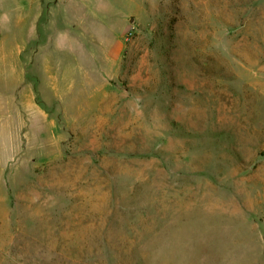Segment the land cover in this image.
Returning a JSON list of instances; mask_svg holds the SVG:
<instances>
[{
	"label": "rangeland",
	"instance_id": "1",
	"mask_svg": "<svg viewBox=\"0 0 264 264\" xmlns=\"http://www.w3.org/2000/svg\"><path fill=\"white\" fill-rule=\"evenodd\" d=\"M63 1L0 52V264H264V0Z\"/></svg>",
	"mask_w": 264,
	"mask_h": 264
},
{
	"label": "crops",
	"instance_id": "2",
	"mask_svg": "<svg viewBox=\"0 0 264 264\" xmlns=\"http://www.w3.org/2000/svg\"><path fill=\"white\" fill-rule=\"evenodd\" d=\"M54 1L58 2L56 0H0V52L5 51L8 44L16 46L14 50L19 53L25 51L27 47H31L32 51H38L40 43L43 47L41 50L48 52L49 44L54 36ZM67 1L66 3H69L68 17L70 18L71 13L74 12V19L76 15V18H80L83 8L81 0ZM59 16L60 13H56L55 17ZM20 65L22 66V63ZM32 65H35L32 66V70L35 69L34 72L32 71L34 76L36 78L40 76L43 79L42 82L47 84L49 82L47 79L53 74L50 62H36Z\"/></svg>",
	"mask_w": 264,
	"mask_h": 264
}]
</instances>
